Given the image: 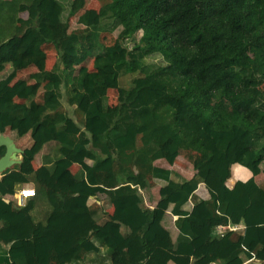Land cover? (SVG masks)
<instances>
[{
  "label": "trees",
  "instance_id": "1",
  "mask_svg": "<svg viewBox=\"0 0 264 264\" xmlns=\"http://www.w3.org/2000/svg\"><path fill=\"white\" fill-rule=\"evenodd\" d=\"M87 1L0 0V73L10 67L0 79V133L11 127L33 140L2 173L0 195L33 174L51 207L41 225L29 205L15 214L0 200L15 218L0 230L9 264L251 260L264 251V181L254 179H264V0H98V9L84 10ZM114 32L108 46L104 35ZM48 46L72 73L68 81L47 71ZM14 63L48 72L51 90L36 99L40 84L15 80ZM108 90L118 94L116 110ZM50 142L59 158L34 171V156ZM125 146L133 156L117 158L113 151ZM180 155L191 177L154 165ZM233 164L258 171L229 189ZM154 181L165 183L162 198L144 207L140 192ZM90 197L100 204L88 205ZM167 211L177 217L175 240L162 223ZM228 224L243 231L213 236L214 226Z\"/></svg>",
  "mask_w": 264,
  "mask_h": 264
},
{
  "label": "crops",
  "instance_id": "2",
  "mask_svg": "<svg viewBox=\"0 0 264 264\" xmlns=\"http://www.w3.org/2000/svg\"><path fill=\"white\" fill-rule=\"evenodd\" d=\"M22 18H26V14L21 15ZM50 56L53 58L51 61H53L52 66L48 68L47 71H49L51 68H55L58 72L61 73V76L64 78V80L68 81L72 73L68 71H62V67L58 63L56 56L54 53H47V60H49ZM14 69L16 71V78L15 80H26L29 83H35L38 82L40 84V88L38 90L36 99H40L43 92L49 91L52 88V84L49 79V73H45L43 75L38 74L37 70L34 67H24L20 63H14ZM10 70V67L6 68L3 72L0 73V79L4 77ZM115 92V93H114ZM61 93L64 94V90H61ZM107 97H108V102L110 100L114 101L115 103L109 104V108L111 110H116L118 109V94L115 90H108L107 91ZM15 102L20 103L21 101L15 99ZM61 103L63 104L66 113L73 117V108L70 107L65 99L64 96L61 99ZM131 117L135 120V122H138L139 119L136 115L131 114ZM96 124V123H95ZM93 124V125H95ZM0 136L7 138L12 145L18 150L17 153L12 154L11 159L14 162L9 168L6 170H11L18 164H20L21 159H22V152L26 149H29L33 146V140L31 137L30 132L25 133L22 136H17L15 129L14 128H7L3 133H0ZM165 139V135L162 132V129H158L154 133V142L156 144H161ZM2 150V157L5 153V147L0 146ZM113 154L120 159H127L133 156L134 154V148L132 146H125L122 148H119L115 151H113ZM59 158V152H58V145L55 142H50L41 148V150L34 156V159L31 162V166L33 170L35 171L39 167L42 166H49L51 165L54 161H56ZM84 164L89 167L91 166L92 162L90 160H85ZM154 165L159 166L161 168L165 169H173L177 171L180 175H182L185 178L191 177L192 175V167L189 162H187L181 155L178 156L174 163L172 165H169L166 161L164 160H158L154 163ZM237 167V174L232 173V168ZM80 169L79 165H72V171ZM128 169L129 174H134L135 171L131 168H126ZM248 169V170H247ZM5 170V171H6ZM258 171L257 167H243L238 164H233L230 167V177L226 181V186L230 189L234 186V184L237 181H246L250 177L254 176L255 172ZM2 175V173H1ZM241 176H244L242 178ZM1 178V177H0ZM255 181L257 184L263 183L264 179L261 178L260 174L254 177ZM262 179V180H261ZM165 183L162 181H154V183L151 184V187L146 189L145 191H141V196H142V201H143V206L148 207V208H153L156 205V202L160 200L161 194L160 191L164 189ZM204 186V185H203ZM33 188L35 189L36 195L34 198L27 199L25 201V205H29L30 211L29 215L34 223H39L41 225H45L46 221L51 213V207L48 204L43 190L38 186L36 181L34 180V175L29 174L26 175V181L20 184H17L15 186L14 192L12 194H6L1 196L0 195V200L1 203L5 206H9L14 210V213H19L22 207L24 206H19L16 203V195L19 190L23 188ZM88 205H92L94 203L100 204V199L98 197H90L88 199ZM4 210L2 209V206H0V230L7 227L10 222H12L15 218L14 216L8 212H3ZM112 212V208L108 209L105 213L110 214ZM8 217V219H6ZM176 216L170 215L169 212L167 211L165 213L164 219L162 223L164 224L165 229L169 231L170 238L172 240H175L178 231L177 229L173 226L174 221L176 220ZM243 227V226H241ZM243 231L239 230L238 233H241ZM10 244H6L3 242H0V264H9V259H8V249H9ZM250 262L256 263V264H264V251L260 252L258 254H255L251 260H247L244 262V264H248ZM172 264V263H170Z\"/></svg>",
  "mask_w": 264,
  "mask_h": 264
},
{
  "label": "built area",
  "instance_id": "3",
  "mask_svg": "<svg viewBox=\"0 0 264 264\" xmlns=\"http://www.w3.org/2000/svg\"><path fill=\"white\" fill-rule=\"evenodd\" d=\"M0 177H1V174H0ZM35 195H36L35 189L25 187L18 191L15 200L19 206H24L25 201L27 199L34 198ZM242 228L243 227H241V225H230V224L217 225V226H214L212 233H213V236L215 237H222L227 232L238 233L239 230H242Z\"/></svg>",
  "mask_w": 264,
  "mask_h": 264
},
{
  "label": "rangeland",
  "instance_id": "4",
  "mask_svg": "<svg viewBox=\"0 0 264 264\" xmlns=\"http://www.w3.org/2000/svg\"><path fill=\"white\" fill-rule=\"evenodd\" d=\"M98 7H99V2H98V0H88L87 1V4H86V6L84 7V10L85 9H98ZM83 11V10H82ZM82 11L81 12H79L78 13V15L79 14H81L82 13ZM77 15V16H78ZM66 16V15H65ZM77 16H75V17H73V18H71L70 20H69V25H70V29H74V28H76L77 27V25H76V20H77ZM117 32H114V33H112V34H105L104 36H105V42H106V44L108 45V46H110L111 45V41L112 40H114L116 37H117ZM139 35H137V37H138ZM46 49V51H47V53H53V51H52V49H51V47H46L45 48ZM53 58L50 56V58H49V60H48V64H49V68H50V66H52V64H53V61H51ZM156 59V58H155ZM153 60V62L155 61V62H159V59H156V60ZM147 61L148 62H150V60L149 59H147ZM90 66L91 65V61L90 60H88L87 62H86V66ZM115 93V92H114ZM113 103H115L114 101H112V100H110L109 101V104H113ZM248 170V169H247ZM261 178H262V176H261ZM262 180V179H261Z\"/></svg>",
  "mask_w": 264,
  "mask_h": 264
},
{
  "label": "water",
  "instance_id": "5",
  "mask_svg": "<svg viewBox=\"0 0 264 264\" xmlns=\"http://www.w3.org/2000/svg\"><path fill=\"white\" fill-rule=\"evenodd\" d=\"M0 146L5 147V153L0 157V174L3 173L7 168H9L14 162L11 159L12 154L17 153V149L12 145V143L2 136H0Z\"/></svg>",
  "mask_w": 264,
  "mask_h": 264
}]
</instances>
